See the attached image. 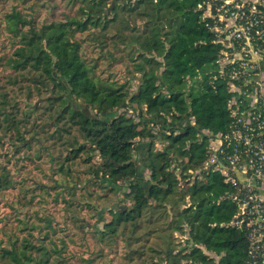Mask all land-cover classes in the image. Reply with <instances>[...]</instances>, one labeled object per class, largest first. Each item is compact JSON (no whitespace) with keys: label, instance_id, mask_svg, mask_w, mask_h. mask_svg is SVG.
<instances>
[{"label":"trees","instance_id":"16d2710c","mask_svg":"<svg viewBox=\"0 0 264 264\" xmlns=\"http://www.w3.org/2000/svg\"><path fill=\"white\" fill-rule=\"evenodd\" d=\"M81 1L39 21V4L0 0V264H247L246 231L226 226L233 188L205 169L204 131L232 119L202 0ZM44 194L63 221L28 216ZM15 204L11 228L1 207ZM77 222L97 250L77 249Z\"/></svg>","mask_w":264,"mask_h":264},{"label":"built area","instance_id":"2783aa9c","mask_svg":"<svg viewBox=\"0 0 264 264\" xmlns=\"http://www.w3.org/2000/svg\"><path fill=\"white\" fill-rule=\"evenodd\" d=\"M198 10L220 48L211 77L223 78L231 95V128L204 131L205 169L233 188L237 211L226 226L246 231L247 264H264V0H202Z\"/></svg>","mask_w":264,"mask_h":264},{"label":"rangeland","instance_id":"374dc122","mask_svg":"<svg viewBox=\"0 0 264 264\" xmlns=\"http://www.w3.org/2000/svg\"><path fill=\"white\" fill-rule=\"evenodd\" d=\"M31 1L34 4H39V7L37 8V13L34 14V15H36L35 17H37L39 19V21H43L45 19H47V20L61 19L62 14L74 13V12L76 13L78 8H80L81 6H84V4L82 3L81 0H78L77 2H72V0H31ZM106 1L108 4H110L113 0H106ZM32 3L30 2L26 7L30 8ZM108 10H110V9H108ZM87 55L91 56V57L96 56L95 54H89V53ZM132 86H133V90H135L136 86H137V81H134L132 83ZM129 112L131 114V111H129ZM144 144H146V142H144ZM157 147L159 149H161L162 145L157 144ZM139 149H141V147H139ZM138 156L139 155L137 152V158H138ZM30 169H32L35 174L38 173V171H35L33 166L32 167L30 166ZM14 173L17 174L16 172H14ZM145 174H146V176L148 175V173H146V172H145ZM31 176H34V175L32 174ZM28 187H30V186L27 185L26 188H28ZM19 192H22L21 189L13 191L11 194H8L9 200L11 202H16V200H17L16 198H19ZM28 198H30V195L28 196ZM80 199H83V198H80ZM84 199H87V198H84ZM74 200H75V198H74ZM34 202L36 204L33 208L31 207L30 211H28V216L32 215V218H33L36 214L35 212L38 210L40 215H44V216L53 215V216H55L54 218L56 219V221L58 220L59 222L64 220L63 219L64 207L66 205H63L60 202L55 203L53 201V199L51 197L46 196V194H44L42 197H37ZM16 204H15V207L17 208V211H13L12 209L8 210V208L5 206L1 207V209L4 210L5 213L10 214V217H8V226H10L11 228H15L16 226H19V223H17L18 220L15 217L17 215H18L19 219L24 217V213L21 210H26V209H21V208L19 209L17 207L18 205H16ZM42 204H44V205H42ZM100 204H101V206H109L111 204V202H102ZM94 214H95V212L85 211L78 216L79 219L83 218L85 221H88L91 224V225L87 226V231L92 230V224L95 222V219L94 218L91 219V218L94 216ZM107 220H109V218H107ZM77 225H79L78 222L75 224V226L69 225L70 230L75 235V237H73V238L76 241V245L79 246L77 249L78 250H84V248L91 245L93 248V251L97 250V246L95 244L96 239L92 236L83 237L81 234L78 233V231L76 229ZM100 226H102V224ZM73 227H75V228H73ZM177 236L181 237L180 234H177ZM183 241H184V243H186V235H183ZM124 245H125V243L123 241H121L120 242V249L124 253H126V250L128 251V249ZM139 245H144V243L141 242L140 244L136 245L135 247L139 248ZM209 254H211V253H209ZM213 256H215V255H213ZM214 258L216 260L219 259V257H214ZM106 261L110 262L111 264H131L130 262L126 261L123 257H121L120 255H117L115 253L110 254L106 258Z\"/></svg>","mask_w":264,"mask_h":264}]
</instances>
